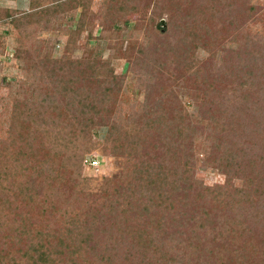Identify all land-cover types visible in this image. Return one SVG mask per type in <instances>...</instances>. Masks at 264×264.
I'll list each match as a JSON object with an SVG mask.
<instances>
[{
  "label": "trees",
  "instance_id": "1",
  "mask_svg": "<svg viewBox=\"0 0 264 264\" xmlns=\"http://www.w3.org/2000/svg\"><path fill=\"white\" fill-rule=\"evenodd\" d=\"M91 1L54 0L41 10L17 17L14 14L12 21L23 20L18 27L29 37L26 45H32L34 29L65 19L61 13L66 10H79L75 30L83 31L88 21L90 34L97 18L104 30L111 31V24L124 23L129 11L151 6L149 46L144 48L136 42L132 48L145 58L139 61L138 55L130 54L127 62L137 61L145 67L146 76L139 72L138 83L146 100L139 104L137 113L156 114L158 120H146L144 126L163 142L166 158H150L143 152L139 118L131 112V121L123 119L117 104L123 77L115 72L111 59L84 56L37 60L36 70L24 82L33 94L15 104L11 143H2L0 137V234L7 238L5 242L18 233L15 245L27 264H243L255 254H259L255 263L264 264V158L260 156L264 143L261 150L257 142L255 147H245L233 140L235 135L225 133L226 128L213 124L224 113L213 108L222 91L214 92L211 98L208 91H187L193 85L187 80L182 85V91L201 105V119L206 122L201 124L188 118L177 95L171 98L164 90L165 79L178 80L183 60H192V51L182 42V36L188 39L194 30L204 32L206 17L217 12L218 19L225 23L217 28L222 40L238 41L242 37L250 43L233 50L235 60L226 59L228 68L235 67L227 70L226 76L235 79L240 90L236 89L243 91L242 102L250 115L247 125L255 123L257 132H264V34L243 30L250 21L264 22L255 0H104L97 13L91 11ZM205 35L200 34L199 39L210 48ZM249 48L253 51H247ZM127 52L128 48H123L119 56ZM173 62L177 65L171 71L168 66ZM187 64L198 67L196 60ZM154 71L161 73L157 79ZM216 80L221 82L219 77ZM102 125L107 126L111 155L123 159L122 172L106 177L101 192L79 198V206L75 204L73 211L67 199L53 198L56 183H60L62 192L67 194V190L62 187L66 168L51 159L59 153L52 147V137L89 132ZM43 129L48 133L46 143L31 145L29 138ZM194 139L211 144L210 154L224 173L223 182L205 185L196 179L190 161ZM185 157L183 165L180 160ZM19 200L34 206L40 219L56 217L59 210L55 207L65 203L56 222L59 229L49 236L44 232L48 223L35 224L41 234L35 236L32 227L26 225V217L18 218ZM230 232L238 234L240 247H232ZM255 234L261 237L263 253L248 255Z\"/></svg>",
  "mask_w": 264,
  "mask_h": 264
},
{
  "label": "rangeland",
  "instance_id": "2",
  "mask_svg": "<svg viewBox=\"0 0 264 264\" xmlns=\"http://www.w3.org/2000/svg\"><path fill=\"white\" fill-rule=\"evenodd\" d=\"M53 2L54 0H35L36 4L33 7V0H0V137H3V141L1 140V142L6 145L11 143L10 136L12 137L13 133L11 129L15 119V112L17 111L15 106L16 101L21 99L25 100L33 94L32 90L27 88L28 85H24V82L26 79H29L28 77L31 72L36 70L38 66L37 60L40 61L41 58L66 57L76 59L91 56L96 60L111 59L113 61L115 72L120 75V79L123 77L119 96L117 97V104L123 113V119L131 121V112L136 116V119L139 118V122L143 124L141 131L138 133L139 142L142 141L141 148L143 152L149 154L150 158L157 157L159 159L162 158V160L165 159L166 154L163 148V142H159L158 137L154 133V136H152L151 130L144 126L146 120L151 121L150 123H153L154 119L157 121L156 114L152 113V111L143 116L137 113L139 104L144 103L146 100L145 91L138 83L139 72L144 73L143 70H145V67L141 68L143 66L138 64L137 61H133L131 64L127 62V59L131 58L130 54L138 55L140 58L139 61L145 58L136 48L135 50L132 48L136 42L140 46H144V48L149 46V41L151 40V33L149 31L152 30V25L149 20L152 13L151 6H143L138 10L129 11L124 23L117 22L111 24L113 28L111 31L104 30L97 18L95 19V25L90 34L88 21L85 22V29L83 31L79 33V31L75 30L81 16L80 11L70 12L66 10L61 13L65 19L61 18L60 21L53 20L52 23L45 22L44 25L46 27H42V25L38 30L34 29L36 35L31 42L33 44L26 45V40H29V37L25 36V32L23 33V30L21 31L18 27L23 20L14 23L12 21V15L15 14L17 17L24 13L41 10L44 6L51 5ZM103 2L104 0H92L91 11L97 13ZM254 4L258 9L260 18L264 20V0H255ZM218 16L219 14L217 12H213L208 16L209 18L206 17L204 32L196 33L194 30V33L190 34L188 39H186L185 35L182 36V42L191 49L194 59L192 57L190 58L192 60H183L182 68L177 71V79L179 81L174 78L175 81L172 82L173 79L166 78L164 81L166 84L164 90L168 94L173 90L172 95L167 94L166 96L173 98L177 95V100L180 101L184 110L189 114L188 118L194 123L201 124H206L205 120L201 119V105L196 103L195 97H192L187 91L191 93L195 92V90L201 93L208 91L212 94L211 98L214 92L222 91L223 96L217 99L216 102L214 101L213 108H219L218 110H222L224 113L222 119L217 122L213 121V124L221 129L226 128L227 130L224 131H227L225 132L227 134L230 133V136L235 135L233 140L237 143H244L242 144L243 146L252 148L255 147L254 142H257V146L261 150L264 148L260 147L264 143V132H257L259 129L255 127V123L247 125V119L250 115L247 113L248 110L242 102L243 96L241 92L243 91H239V83L237 84L235 79L231 81V78L226 76L228 74L227 70L231 72V69H235V67L228 68L229 63L225 62L226 59L235 60L237 55H235L233 50L244 49L250 43L242 37L238 41L229 39L222 40L220 38L221 32L217 28L223 26L225 23L221 19H218ZM166 18L165 16L163 19L165 20ZM32 27H36V25L32 24ZM243 30L258 31L259 35H263L264 22L253 23L250 21ZM200 34H206L205 40H208L207 45L210 48L203 46V39L201 41L199 39ZM122 47H127L128 52L127 54L119 56L123 51ZM38 49L40 50V55H38ZM250 50L253 51L252 48H249L247 51ZM193 60L198 62V67H195V65L191 66L192 63L187 64L188 61ZM132 65L133 67L131 68ZM173 65H177V63H170L168 66L169 70H174ZM197 70L201 72L196 73ZM182 72L185 75H180ZM152 74L157 79L161 73H155L154 71ZM145 76L146 72L144 73ZM218 77L221 79V82L216 80ZM185 81L193 85L186 92H183L182 90L184 88H182V85L186 83ZM157 93L160 95L159 91ZM150 115H153L151 119L148 118ZM137 122L135 121V123ZM135 127L136 125H133L132 129H136ZM220 134L222 135V133ZM106 135L107 126L102 125L94 126L89 132H77L76 134H70L60 138L52 137V147L59 153L51 157V159L55 158L66 168V176L62 180V187L64 186V189L67 190V194L62 192L60 183H56L57 188L53 190V198L63 199L64 201L67 199V203L70 204L68 207L73 211H75L76 205L79 206V204H76L79 198L101 192L106 185V177L119 176L122 172L124 165L123 159L111 155L109 145L107 144L108 142L106 141ZM47 139V130L45 131L43 129L33 134L29 138V143L31 145L36 144L41 146L43 141L46 143ZM196 140H193L194 150L190 158V161L193 163H191L192 167L195 169L196 179L205 185L223 182L225 180L224 173L219 170L214 158L210 154L211 144L209 143L207 145L201 139ZM260 156L264 158V153H260ZM90 160H97L98 163L94 164ZM186 160L187 157L183 161H180L184 165ZM17 204H19L18 208L21 211L18 218L20 216L21 218L26 217V225L32 227L33 234L38 238L41 236L36 231V225L39 223L43 222L44 225L45 222L48 223V227L44 232H49L47 233L49 236L53 234L54 229H59L57 228L56 222L59 218V211H63L65 203L58 204L55 207L59 210L56 211V217L51 216L49 219L47 217L45 218L46 220L43 218L40 219L41 216L38 213L35 214L34 206L32 207L28 203L20 200ZM25 226L22 227L25 228ZM59 226H62L61 223ZM259 232H261L260 229ZM45 233L43 234L44 237L47 236ZM15 234L12 236L13 238H9V243H6L7 238L3 234H0V264H27L26 261L21 259L20 251L17 245H15L19 240L18 233ZM244 235L247 236L248 234L245 232ZM15 236L16 238L14 239ZM229 239L231 240L232 247L238 248L241 246V240H239L240 237H238V234L230 232ZM260 243L261 237L255 234L253 244L249 246L248 255L256 251H259L260 254L263 253V248L259 246ZM224 250H226V247H224ZM232 255L230 256L232 257ZM258 257L259 254H255V257L253 256L251 260L244 261L243 264H257L255 261L256 259L258 260Z\"/></svg>",
  "mask_w": 264,
  "mask_h": 264
},
{
  "label": "built area",
  "instance_id": "3",
  "mask_svg": "<svg viewBox=\"0 0 264 264\" xmlns=\"http://www.w3.org/2000/svg\"><path fill=\"white\" fill-rule=\"evenodd\" d=\"M93 162L92 163H94V164H97L98 163V161L97 160H92Z\"/></svg>",
  "mask_w": 264,
  "mask_h": 264
},
{
  "label": "water",
  "instance_id": "4",
  "mask_svg": "<svg viewBox=\"0 0 264 264\" xmlns=\"http://www.w3.org/2000/svg\"><path fill=\"white\" fill-rule=\"evenodd\" d=\"M164 21V20H163Z\"/></svg>",
  "mask_w": 264,
  "mask_h": 264
}]
</instances>
